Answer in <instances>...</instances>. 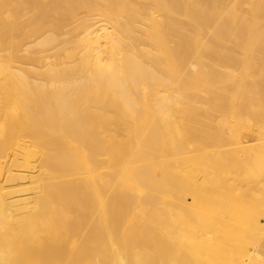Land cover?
<instances>
[{"label":"bare ground","instance_id":"obj_1","mask_svg":"<svg viewBox=\"0 0 264 264\" xmlns=\"http://www.w3.org/2000/svg\"><path fill=\"white\" fill-rule=\"evenodd\" d=\"M0 264H264V0H0Z\"/></svg>","mask_w":264,"mask_h":264}]
</instances>
